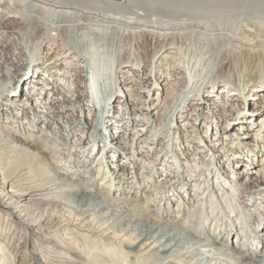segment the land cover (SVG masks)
Wrapping results in <instances>:
<instances>
[{
    "label": "bare ground",
    "instance_id": "1",
    "mask_svg": "<svg viewBox=\"0 0 264 264\" xmlns=\"http://www.w3.org/2000/svg\"><path fill=\"white\" fill-rule=\"evenodd\" d=\"M2 2L0 259L6 264H17L16 259L20 264H264V244L246 243L249 235L264 240V231L254 228V218L264 215V202L256 199L264 193V179L255 175L240 183L261 164L255 156L264 141L255 139L258 149L254 144L245 152L249 134L230 129L252 118L247 112L238 116L237 108L232 113L236 102L249 106L264 93V29L239 24L226 39L209 25L210 18L242 15L261 22L264 0H14L15 7ZM21 80L29 87L18 99ZM71 80L85 86L73 88ZM129 82L137 83L132 96L138 104L141 94L150 97L142 110L129 109L142 114L130 115V125L125 108L118 119L114 108ZM59 88L70 94V102L57 98ZM205 102L213 106L206 108ZM85 104L94 110L87 123L80 121L79 110L74 117L69 108L85 110ZM189 104L196 116L181 120ZM153 110L158 114L150 117ZM252 111H264V94ZM205 112L211 116L205 119ZM200 118L210 153L194 140ZM259 119L248 129L263 128L264 114ZM174 120L190 132L176 135ZM223 123L224 134L208 135L209 125L218 129ZM221 139L224 160L236 166L237 184L233 179L226 184L225 167L216 179ZM162 202L177 207L162 209ZM237 212L239 222L232 220ZM225 227L247 238L234 244L231 262L215 257L230 244L219 238Z\"/></svg>",
    "mask_w": 264,
    "mask_h": 264
},
{
    "label": "rangeland",
    "instance_id": "2",
    "mask_svg": "<svg viewBox=\"0 0 264 264\" xmlns=\"http://www.w3.org/2000/svg\"><path fill=\"white\" fill-rule=\"evenodd\" d=\"M2 4H3V6L4 7H11V6H13V7H15V3H14V0H3V2H2ZM13 9H15V8H13ZM28 14V13H27ZM28 17L30 18L31 16H30V14H28ZM32 19V18H31ZM222 21V22H221ZM251 21V22H250ZM263 21V22H262ZM248 22V23H247ZM215 23V24H214ZM236 23H238V24H236ZM219 24V25H218ZM239 24L240 25H243V24H253V25H255V26H257L260 30H263L264 29V18L263 19H261V22H260V20L259 19H255V18H252V19H248V17L247 16H245V15H242V16H239V17H231L230 19L228 18V17H221V18H210V23H209V25H210V27H213V28H215V33L216 34H219V35H217V36H223L224 38H226V39H228V37H231V36H233L234 35V33L233 32H235V30H236V28H232V26L233 27H237V26H239ZM238 28V27H237ZM259 30V31H260ZM261 33H264V30L263 31H261ZM224 34V35H223ZM223 38V39H224ZM171 55H172V53H171ZM218 64H220V63H218ZM218 67V66H217ZM216 67V68H217ZM74 70L75 69H73V72H74ZM77 70V69H76ZM75 70V71H76ZM143 73V71L141 72V74ZM90 77L91 76H88V81H90ZM58 82L59 83H61V82H63V80H62V77H60L59 78V80H58ZM29 82L28 81H20V83H19V92H17V94H19V96H18V99H20L22 96H24L25 95V93L28 91V87H29V84H28ZM64 83V82H63ZM62 83V84H63ZM71 84H72V87L73 88H75V87H77V86H80L81 88L82 87H84L85 86V82L84 81H77V82H75V81H72L71 80ZM163 84H164V81H163ZM133 85V86H132ZM60 87V86H59ZM61 88V87H60ZM59 88V91L57 92V98H60V100H62L63 99V101H68V102H70L69 100H70V98L68 97L70 94L69 93H63V90L61 91V89ZM135 88H137V83L136 82H129L128 83V86L126 87H124L123 89H121V91H120V95L122 96L121 98H120V101L119 102H116L115 101V106H114V108H115V118H117V115H120L121 114V112H122V108H125L124 109V112H126L125 114H126V120L128 121V125H130L131 124V122H132V118H130V115L132 116V117H134V115H135V112H137V111H129V109L130 108H132V109H135L136 110V106H141V110H142V105L145 103V102H148L147 101V99L148 98H150V97H146L144 94H141V98H140V100L139 101H141L142 103H140V104H138L139 102L137 101V98L134 100L133 99V96H132V94L133 93H136L135 91H134V89ZM237 91V90H236ZM97 92V91H96ZM96 92L94 93V95L96 94ZM53 93V91L51 92V93H48L47 95H46V97H50L51 96V94ZM84 94H86L87 96H91L92 95V85H91V88H87V90L85 89V91H84ZM264 93L261 91H259V95H257V98L255 99V97L253 98V100L249 103V106H248V104H245V106H243V107H239V105L238 104H240V102H236V104H235V106L233 107L234 108V110L232 111V113L234 112V111H236L237 112V109H239L240 110V112L238 113L239 115L238 116H240L241 115V113H243V112H247L248 113V116H251L252 118L251 119H249V123L247 122H243V121H237L235 124H233V126L230 128L231 129V131H235V130H237V129H239L238 130V132H243V131H245V132H247L249 135H248V138H247V145H245V152L246 151H249L250 149H252L253 147H254V144H256V147L257 148H255L254 147V149L255 150H257L258 149V144L254 141L255 139H257V138H260L261 137V140L262 141H264V127L263 128H261V129H259V127H257V131L256 132H254V130H250V129H248V126H256V124H257V122L256 121H259L260 122V119L259 120H257L262 114H264V111H261V112H257V111H252L253 109H257L259 106H261V99H262V95H263ZM76 95H78V93H76ZM85 95V96H86ZM93 95V96H94ZM134 95V94H133ZM155 95V93L153 94V96ZM220 97V96H219ZM73 98H75V97H73ZM131 99H133L132 101H131ZM56 100H58V99H56ZM125 100V101H124ZM203 100H207V98H205V99H203ZM85 101H86V98H85ZM124 101V105H122L121 106V103ZM68 104V103H67ZM86 105V104H85ZM148 105V104H147ZM203 105L204 106H206V108H208V107H210V106H213V104H209V103H203ZM82 107V106H81ZM86 108H85V110L84 109H82V108H80V106H75V105H69V108H71L74 112H75V110H79V112H80V121H82L83 123H87V122H91L92 121V117H93V114H94V110H91L90 108H87V105L85 106ZM117 107V108H116ZM193 105L192 104H189V106H187V108H185V111H184V114H183V117L181 118V120L183 119H186L185 121H188L187 120V118L188 119H193V117H195L196 115H194L193 113H192V111H193ZM237 108V109H236ZM217 111L219 110V108H217L216 109ZM197 111H199V110H197ZM196 111V112H197ZM207 111V110H206ZM220 111H221V109H220ZM242 111V112H241ZM144 112V111H143ZM156 112V116H157V111L156 110H153V111H151V116L150 117H153L152 116V114L154 115V113ZM222 112V111H221ZM69 114L70 113H72V112H70V110H69V112H68ZM112 114V113H111ZM74 117H77V112H75L74 113V115H73ZM142 116V114H141V112L140 113H137L136 115H135V117L138 119V118H140ZM208 116H211L210 114H206V112H205V119L208 117ZM242 116V115H241ZM211 118V117H210ZM111 119H112V117H111ZM114 119V118H113ZM118 119V118H117ZM200 120H201V122L198 124V122H196V127L198 128V126H199V129H200V131L199 130H197V131H199L196 135L194 134V140L195 141H200L201 142V144H202V150H207V152L208 153H210V152H212V150H209V147H206V142L208 143V141H206L205 140V137H204V126H203V123H204V118H200ZM80 123V126L81 125H83V123ZM118 122V121H117ZM177 123L178 122H176V120H174V127L175 128H177V133H176V135L178 134V135H187V133L188 132H190V131H187V132H184V131H182V129L183 128H186V126H182L181 127V129H180V127H178L177 126ZM86 125V124H85ZM183 125H184V122H183ZM177 126V127H176ZM113 131H114V129H113ZM224 123L223 124H221L220 126H219V128L218 129H215V128H212L210 125H209V130H208V135H210V134H212L213 133V138H214V136H216V137H218L220 134H224ZM217 133V134H216ZM175 134V133H174ZM216 134V135H215ZM253 134H255L254 136H252ZM120 136H122V134L121 135H116V136H114V137H112L113 138V142L115 141V140H117V139H119V137ZM74 137H76V135H74L73 136V138ZM88 139H85V142L87 141ZM142 140V139H141ZM240 140V139H239ZM162 141V138L161 139H159V145H160V142ZM222 139L217 143V150L218 151H215V154H216V156H219L220 154H223V157H220V156H222V155H220L219 156V158H221L220 159V161L218 162V165L215 167V171H216V179H219L218 177L220 176V173H221V170L225 167V169L227 168L228 169V173H227V183L226 184H230V179H231V182H232V179L233 180H235L234 182H235V184H237L238 183V176L239 175H237V174H235V172H236V166L233 168L232 167V164H230V166H229V164H228V161H226L227 160V157H226V160H224L225 159V152L223 151V150H225L227 147L224 145L223 146V143H222ZM211 143V142H210ZM221 145H220V144ZM212 145H213V143H212ZM220 145V146H219ZM241 145V144H240ZM113 146H116V144H113ZM223 147H225L224 149H223ZM100 149H99V151L97 150V151H95V153H94V156L96 157L99 153H101V149H102V146H100L99 147ZM116 148V147H115ZM222 149V151H220ZM105 151H106V149H104ZM260 152L255 156V161H257L258 160V158H260V165H256L254 168H252L251 170H249V173H248V175H245L244 177H243V180H241V182L240 183H244L245 182V184L246 183H249L250 182V178H252L253 176H255V175H257V178H260V179H264V172H262L264 169L262 168V171L261 170H259V168H260V166H262V164L264 163V142L261 144V150H259ZM107 152L108 153H112V155L113 156H115V152L112 150H109V149H107ZM213 154H214V152H213ZM102 155H103V153H102ZM98 157V156H97ZM220 168H219V167ZM259 170V171H258ZM245 171H246V169H245ZM213 173H214V171H213ZM262 173V174H261ZM247 174V173H246ZM211 176V175H210ZM209 176V177H210ZM229 177V178H228ZM214 178V177H213ZM229 181V182H228ZM224 183V182H223ZM178 187L180 188V184H178ZM238 187V186H237ZM192 188V187H191ZM216 190H218V188H216ZM243 190V189H242ZM221 191V190H220ZM258 193H260V194H257L256 196H257V200H258V203H261V202H264V193H262L261 194V192H258ZM244 194V193H243ZM236 195H238V194H236ZM255 203V202H254ZM162 209L163 208H166V206H167V203H163L162 202ZM176 207H177V205H176V203H175V205H173V206H171V204L170 205H168L167 206V208L166 209H176ZM240 212H237L235 215H233V217H232V220L234 219L235 221H237V222H239L240 221V214H239ZM156 214V215H155ZM159 213L157 212L156 213V211H155V213H154V215L155 216H157ZM160 214H164L165 215V217L167 216V214H165L163 211H160ZM172 214V213H171ZM174 214V213H173ZM231 220V221H232ZM263 220H264V215H261V218L260 219H258V217H256V218H254V221L255 222H257V223H255V226H254V228H256V230H257V232H262V231H264V222H263ZM228 221H230V220H228ZM208 226L210 227V225L212 226V224H214V222H213V219L211 218L209 221H208ZM239 224H237V229H239V226H238ZM223 237H219V238H223V240H227L230 244H229V246H227V245H225V247H223L222 249H220V250H218L217 252H216V256L215 257H217V258H219V259H223V260H225V261H229V262H231V261H235L234 260V258L232 257L233 255H231V250L233 249V247H234V244H236V243H238L239 241H241V242H244L247 238H244L243 236H244V233H239L238 234V231L237 230H235V231H232V232H229L228 231V228H223ZM250 237H251V239L250 240H247L246 241V243L247 242H249V243H251L252 245H254V247L255 246H257L258 245V242L260 243L259 245H263L264 244V240H263V237H259V239H257V240H255V238H254V236L252 237V235H249ZM197 239H199L198 237H197ZM207 238H204V240H202L203 242H206V241H209L208 239L206 240ZM245 239V240H244ZM251 245V246H252ZM31 246H32V244H31ZM147 246H149L147 243L145 244V246H144V248H146ZM150 248H152V246H150ZM204 249H206V248H204ZM14 252V251H13ZM263 252H264V246H263V250L261 251V254H263ZM0 258H2L1 257V255H0ZM0 261L2 262H5V264H6V261L5 260H2V259H0ZM21 262V261H20ZM20 262H19V260L18 259H16V263L17 264H20ZM8 264V263H7Z\"/></svg>",
    "mask_w": 264,
    "mask_h": 264
}]
</instances>
